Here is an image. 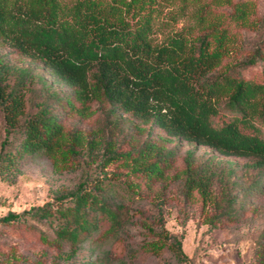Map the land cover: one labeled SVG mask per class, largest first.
Listing matches in <instances>:
<instances>
[{
	"label": "trees",
	"instance_id": "obj_1",
	"mask_svg": "<svg viewBox=\"0 0 264 264\" xmlns=\"http://www.w3.org/2000/svg\"><path fill=\"white\" fill-rule=\"evenodd\" d=\"M195 0H0V41L17 52L39 60L57 80L72 88V97L88 103H106V116L128 113L149 128H159L206 145L222 155L243 157L248 167L264 176V16L255 18L249 0H201L185 25L173 26ZM199 1V0H196ZM228 4L227 10L222 8ZM174 10L159 17L161 8ZM221 7V8H220ZM259 31V39L235 61L237 65H261L260 78L243 77L233 67H220L221 59L235 55V27ZM234 30H233V29ZM239 47V48H238ZM8 66L0 59V110L6 136L17 125L22 139L16 151L0 143V173L13 165L17 153L41 151L53 164L70 166V155L84 150L94 155L98 147L102 163L121 159L146 177L161 173L163 150L143 139L131 149L116 150L111 139L94 129L84 137L67 131L56 117L42 108L20 121L23 98L19 85L7 90ZM25 72L21 75L20 82ZM126 116V115H124ZM123 117V116H122ZM137 129L138 124L132 123ZM154 156L152 160L149 157ZM191 150L184 154L182 186L195 189L213 201L209 185L213 171L208 164L192 165ZM227 172V170H226ZM103 178L87 187L80 179L73 189L57 196L70 204L52 206L50 201L20 212L8 211L0 221L24 217L54 220V237L73 241L87 229V208L115 218L102 198ZM95 223V220L92 224ZM176 259L185 257L175 237ZM161 242H151L157 248Z\"/></svg>",
	"mask_w": 264,
	"mask_h": 264
},
{
	"label": "rangeland",
	"instance_id": "obj_2",
	"mask_svg": "<svg viewBox=\"0 0 264 264\" xmlns=\"http://www.w3.org/2000/svg\"><path fill=\"white\" fill-rule=\"evenodd\" d=\"M200 1L192 2L173 26L188 23L189 14ZM249 2L253 9L250 16H264V0ZM228 7L222 6L224 10ZM174 8H161L159 17ZM235 29L240 49L234 56L223 57L220 67L210 73L233 67L243 77L259 79V62L243 67L235 62L258 41L259 31L247 26ZM0 59L8 66L6 90L15 84L22 94L20 121L42 108L44 113L54 115L64 130L89 137L98 129L104 139H111L116 150L131 149L134 154L145 138L161 146L162 151L168 150L159 160L161 173L151 178L121 159L101 165L103 156L98 147L91 156L84 148L71 154L68 167L53 164L52 158L41 151L17 153L13 165L0 173V216L46 201L52 206L70 204L68 197L57 196L73 189L80 179L90 187L99 177L105 186L102 198L115 218L87 208L90 225L79 230L73 241L59 237L52 240L54 220L24 217L0 221V264H264V176L248 167L245 158L219 154L206 145L168 136L159 128L146 132L147 123L128 113L119 111L123 117H107L105 102L92 101L82 110L70 86L57 80L39 60L1 41ZM132 123L139 125L137 129ZM19 126L4 136L0 110V143L5 138L7 144L3 146L12 152L23 136ZM186 150H191L192 165L206 163L213 171L209 185L213 201L202 203L195 189L184 191L181 169ZM173 237L179 240L185 255L182 259L174 255ZM152 241L162 245L151 247Z\"/></svg>",
	"mask_w": 264,
	"mask_h": 264
}]
</instances>
